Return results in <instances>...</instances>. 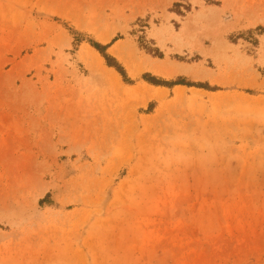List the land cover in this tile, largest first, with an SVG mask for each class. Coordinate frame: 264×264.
<instances>
[{
    "label": "rangeland",
    "instance_id": "obj_1",
    "mask_svg": "<svg viewBox=\"0 0 264 264\" xmlns=\"http://www.w3.org/2000/svg\"><path fill=\"white\" fill-rule=\"evenodd\" d=\"M0 264H264V0H0Z\"/></svg>",
    "mask_w": 264,
    "mask_h": 264
},
{
    "label": "trees",
    "instance_id": "obj_2",
    "mask_svg": "<svg viewBox=\"0 0 264 264\" xmlns=\"http://www.w3.org/2000/svg\"><path fill=\"white\" fill-rule=\"evenodd\" d=\"M142 31V29H141ZM79 36V34H78ZM120 38L119 36H116L112 39L111 43L113 41H115L116 39ZM100 44L98 42H95L93 40H89V45L95 49L98 54L103 58V60L105 61V64L107 67L109 68H113L122 78V80L124 82H129L130 80H128L125 70L124 68L115 60L114 57H112L111 55H109L108 53H106V49L108 48V46L111 44ZM138 45L140 46V48H142L145 52L152 54L153 56H157V57H161L162 54L156 49V48H152L149 46L148 41H146L144 39V36H139L138 37ZM141 79H143L145 82H147L148 84L154 85V86H161V87H167V88H171L177 85H184L187 87H197V88H203L206 90H210V91H214L217 88L214 87H209L207 84H201V83H195V82H187L183 79H175L173 81H166V80H162L159 78H156L155 76H152L148 73H144L141 75Z\"/></svg>",
    "mask_w": 264,
    "mask_h": 264
},
{
    "label": "bare ground",
    "instance_id": "obj_3",
    "mask_svg": "<svg viewBox=\"0 0 264 264\" xmlns=\"http://www.w3.org/2000/svg\"><path fill=\"white\" fill-rule=\"evenodd\" d=\"M88 51V50H87ZM90 56H89V61L91 62L92 65H98V62L105 67V70H107L109 73H111V75L113 76H118V74L112 69V68H109L107 66L104 65L103 63V59L93 50V49H90ZM153 68L154 70H156V68H161V67H156V65H153ZM180 70L179 69H172V70H168V71H160L158 70L159 73L161 74H166V75H171L173 74L174 72H179ZM115 83V82H114ZM117 84V83H116ZM116 86V85H114ZM119 88H120V85H119Z\"/></svg>",
    "mask_w": 264,
    "mask_h": 264
}]
</instances>
